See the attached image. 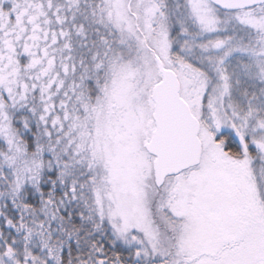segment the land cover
<instances>
[{
  "label": "snow or ice",
  "instance_id": "snow-or-ice-1",
  "mask_svg": "<svg viewBox=\"0 0 264 264\" xmlns=\"http://www.w3.org/2000/svg\"><path fill=\"white\" fill-rule=\"evenodd\" d=\"M0 264H264V0H0Z\"/></svg>",
  "mask_w": 264,
  "mask_h": 264
}]
</instances>
